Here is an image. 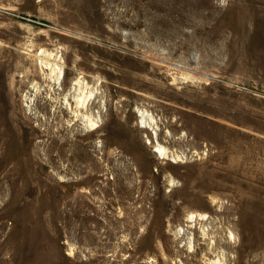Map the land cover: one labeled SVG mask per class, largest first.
Wrapping results in <instances>:
<instances>
[{
	"label": "rangeland",
	"instance_id": "obj_1",
	"mask_svg": "<svg viewBox=\"0 0 264 264\" xmlns=\"http://www.w3.org/2000/svg\"><path fill=\"white\" fill-rule=\"evenodd\" d=\"M0 134V264H264V0H0Z\"/></svg>",
	"mask_w": 264,
	"mask_h": 264
},
{
	"label": "bare ground",
	"instance_id": "obj_2",
	"mask_svg": "<svg viewBox=\"0 0 264 264\" xmlns=\"http://www.w3.org/2000/svg\"><path fill=\"white\" fill-rule=\"evenodd\" d=\"M40 69L43 71V70H46L50 67L49 64L47 63H40ZM56 68H58L56 66ZM54 67V69H56ZM61 69V67L59 68ZM50 70V69H49ZM52 73H54L55 71L52 70L51 71ZM60 72L61 70L59 71L58 70V76L56 77V80H55V83H59L60 81ZM53 79V78H52ZM55 79V78H54ZM45 80V79H44ZM36 86V85H35ZM73 89L70 90V92L68 94L65 95V98H64V104L67 105V109H70L71 110V113H72V118L74 120H77V121H81L83 122V120H86L85 121V125H84V129L86 128L87 131H94L95 129H97L99 127V124L98 122H94V121H90V119L85 116L83 113H85L84 111L87 109V106H88V101L93 97V93H90L89 95L85 96L84 94L80 93L77 91V86L78 84L75 83ZM76 86V87H75ZM60 103V102H59ZM71 104L73 106V108L71 107ZM62 105V104H61ZM58 106V105H57ZM58 108V107H57ZM52 109V108H51ZM69 122V121H68ZM41 123V122H40ZM81 124V122H80ZM4 126V125H3ZM80 126V125H79ZM140 127L143 128L144 130H149L151 132V135H152V141L154 142V152L160 157V158H165V159H168V160H171L172 162H176V161H180L182 159V157H178V156H175L173 155L172 153H170L167 149H165L164 147H162L161 145H159L158 143V127L155 126V124H153L152 121H150L149 119H147V116H144V115H141V119H140ZM83 128V127H82ZM81 128V129H82ZM15 129V128H14ZM45 130V129H44ZM14 131V130H13ZM47 131V130H46ZM50 131V130H49ZM18 132V131H17ZM60 132V131H59ZM83 132V131H82ZM46 133V132H45ZM57 133V132H56ZM70 133V132H69ZM50 134V133H49ZM58 134V133H57ZM60 134V133H59ZM67 134V133H66ZM64 135V134H62ZM3 136H5L3 134ZM9 136V135H7ZM41 136V135H40ZM44 136H47V135H44ZM50 136V135H49ZM52 136V135H51ZM69 136V135H68ZM62 137V136H61ZM64 137V136H63ZM73 137V136H72ZM75 137V136H74ZM41 138V137H40ZM43 138V137H42ZM46 138V137H45ZM4 139V138H3ZM2 139V135L0 134V146L3 145V143H6L5 141H3ZM7 140V139H5ZM45 140V139H44ZM74 140V139H73ZM77 140V139H76ZM8 141V140H7ZM73 142V141H72ZM42 143V142H40ZM58 143V144H57ZM76 143V142H75ZM69 144V140L66 138V139H63L61 140V142H58L57 138H53L51 139V142L50 144L46 143L45 145L42 143V145H44V152H45V158L44 157V160L46 161L45 165L48 163H52L53 161V156H52V150L56 147V146H59L60 148H64ZM70 145V144H69ZM72 145V144H71ZM75 145V144H74ZM78 146V144H77ZM76 146V147H77ZM69 147V146H68ZM80 147V146H79ZM84 147V145H83ZM1 148V147H0ZM8 148V146H7ZM82 148V147H81ZM6 149V148H4ZM67 149V148H66ZM77 151V150H76ZM70 152V151H69ZM74 154V153H73ZM70 155V154H69ZM64 157V156H63ZM70 159V158H68ZM85 159V158H84ZM79 160V159H78ZM40 161V160H39ZM75 166V165H74ZM95 166V165H94ZM84 167V166H83ZM96 167V166H95ZM84 170V168H83ZM82 172V171H81ZM4 174V173H3ZM101 174V173H100ZM89 177V176H88ZM93 179V178H92ZM95 179V178H94ZM93 179V180H94ZM82 183V182H81ZM44 185V184H43ZM171 185V184H170ZM81 186V185H80ZM218 187V186H217ZM105 188V187H104ZM213 188V187H212ZM219 188V187H218ZM189 245L191 246L192 245V242H191V239H190V242H189ZM192 247V246H191ZM258 248V247H257ZM254 251V250H253ZM261 254V253H260ZM257 255V257L260 256ZM260 258V257H259ZM252 264H257V261L255 259V261L252 262Z\"/></svg>",
	"mask_w": 264,
	"mask_h": 264
}]
</instances>
